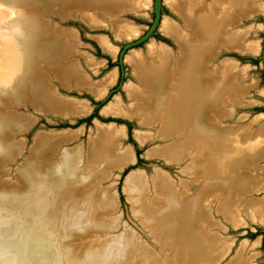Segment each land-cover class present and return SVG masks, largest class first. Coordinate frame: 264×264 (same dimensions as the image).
I'll return each mask as SVG.
<instances>
[{
  "label": "bare ground",
  "instance_id": "bare-ground-1",
  "mask_svg": "<svg viewBox=\"0 0 264 264\" xmlns=\"http://www.w3.org/2000/svg\"><path fill=\"white\" fill-rule=\"evenodd\" d=\"M255 1L213 0L206 5L205 0H167L173 10L181 12L190 31L184 33L168 20L163 24L162 30L181 47L177 68L172 70L173 58L165 47L151 45L149 57L134 52L129 59L141 87L127 88L135 105L126 108L117 99L104 109L117 116L140 118L143 125H158L161 139H173L163 147L152 149L151 156L171 162H181L189 154L199 158L185 171L194 172L200 182L184 183L183 194L162 171L152 199L142 175L131 172L127 176L136 213L158 235L168 255V264H215L225 256L227 248L217 244L219 236L206 231V227L214 224L210 205L216 199L218 212L235 224L241 221V209L264 219V200H244L247 195L264 191V169L255 170L264 159V127L249 132L246 128L217 124L218 119L232 114L226 104L236 103L246 93V87L244 73L235 72L236 63L224 59L221 73L216 75L218 68H212L210 62L217 57L221 46L241 52L258 51L257 44L246 43V31H230L239 17L264 10V5H256ZM148 4L149 0H0V17L5 12L12 15L2 22L6 27H0V33L5 36L0 41V173L4 164L14 160L23 149L11 138L32 123L30 116L8 112L10 104L19 106L30 98L33 104L55 115L85 112L79 101L53 92L46 82L49 71L68 90L73 86L86 87L98 96L106 93L115 78L113 75L102 84H90L77 64H62L59 56L71 52L64 39L75 41L76 32L58 25L54 35H49L42 13L56 11L54 15L62 21L67 15L80 14L98 25L113 12H134ZM112 28L118 37L133 38L138 34L127 22H114ZM121 135L122 130L113 125L98 128L90 142L85 167L81 146L64 151L59 161L49 162L57 154L60 142L72 139L69 132L37 137L36 149L18 169L17 181L0 182V264H15L21 256L28 257L30 245L35 241L51 247L65 224L64 213L69 214L66 220L70 224L78 223L80 216L85 215L86 226L79 225L80 231L68 232L61 243L65 248L59 254L62 259L56 260V264H67L66 260L70 264L102 261V253L95 249L96 236L112 229L107 215L117 208V201L111 193L93 186V182L105 180L113 170H123L135 161L130 147L117 150ZM147 137L148 134H139L140 141ZM66 194L77 200L83 197L88 205L73 203V199L71 202L64 198ZM129 242L122 241L113 262L130 264L125 252ZM232 263L242 264V261L237 259ZM137 264L162 263L145 250Z\"/></svg>",
  "mask_w": 264,
  "mask_h": 264
},
{
  "label": "rangeland",
  "instance_id": "rangeland-1",
  "mask_svg": "<svg viewBox=\"0 0 264 264\" xmlns=\"http://www.w3.org/2000/svg\"><path fill=\"white\" fill-rule=\"evenodd\" d=\"M210 1L212 0H207V2ZM255 2L257 5L264 4V0H257ZM51 12L42 13L41 15L45 24H47L49 35L53 36L54 31L59 25L60 28L64 29H76L80 41L78 44V42L69 40L68 38L64 39L72 51L65 53L61 57L59 56L62 64H77L82 71L89 75L91 82H103L113 75L115 76V82L108 88L103 97L97 98L83 88L70 87L68 90L62 86L58 77L51 71H49V77L45 75L47 76V85L52 87L53 92L57 93V96L80 101V106L84 109H89V112L84 115L82 113H68L66 116L56 113L55 115L53 112H47L44 107L33 104L30 98H27L19 106L10 104V107L8 106L7 108L8 112H12L15 115L30 116L32 123L23 132H16L11 138L14 143L20 145L23 149L14 160L4 164V169L0 173V182L8 181L14 183L17 181L18 169L23 167L31 157L33 150L36 149L37 137L42 134L60 136L69 132L71 136L73 135L72 139L70 138L71 140L67 139L60 142L57 154L53 158L51 157L49 162L59 161L64 151L81 146L85 167L90 142L96 137L98 128H103L104 125L113 123L117 127L116 129L122 130L117 150L123 151L130 147L135 161L123 170H113L109 178L93 182V186H99L100 191L109 192L116 198L117 208L107 215L108 223H112L113 225L112 229L98 233L96 236L98 244H96L95 249L100 254L102 253L103 259L100 262L91 261V263L117 264L116 261H112L113 256L119 251L117 248L119 246L122 247V241H130L125 250L126 259L130 261V264H137L145 250L151 251L158 262L168 264V255L163 250L158 235L153 231L154 229L152 230L151 227H147L136 213L129 194L130 186L127 184V176L131 172H138L139 175H142L149 187V198L152 199L155 195L153 194L155 182L158 174L162 171L169 175L176 189L183 194L185 191L184 183L194 182L197 184L200 182L199 177L194 172L185 171L192 162L199 158L189 154L181 162H171L165 158L151 156L149 152L152 149L163 147L171 143L173 139H161L159 137L160 128L158 125H143L140 118L129 119L122 116H114L104 113V109L117 99H120L126 108H132L135 105V100L129 97L127 88L130 85L139 86L134 66L129 59L133 56L134 52L142 53V55L149 57V45L156 42L158 44H166L175 54H178L179 48L177 44L162 30L167 18L179 24L184 30H187V28L183 25L181 17L167 4V0H149L148 6L142 10L128 13L123 12L125 14L121 13L117 15L111 13L107 16L109 18L113 17L112 21L114 19H125L140 27L137 36L130 40L126 37L119 39L116 37L111 28V20L110 22L103 21L100 23L104 28L93 29L84 21L81 15H76L75 17L69 16L66 20L62 21L54 15L56 11ZM158 12L160 15H158ZM11 17V13L5 12L0 17V27H6L2 22L9 20ZM234 29L246 31L247 43L253 44V42H256L258 44V52L227 51L222 48L221 53L219 52L214 59L213 65L216 67H220L224 59L237 61L236 73H244L243 83L246 87V93L242 97H239L236 103L230 101L226 104L227 110H232V114L218 119L217 124L225 128L240 127L242 129L246 128L249 132L259 131L264 127V12H259L247 19H243ZM100 36L108 38V41L116 49L114 53H109L103 48L97 38ZM4 38L5 36L0 33V41ZM87 55L92 56L96 61L102 62V64L98 65L96 69L89 67L86 62ZM253 60H256L257 63H253ZM96 110H98V114L102 119L95 117L91 121H86L91 114L94 115ZM126 123L130 124L131 128ZM141 133L148 134L145 141H140L139 134ZM262 169H264V159L260 160L255 167V170ZM64 198L71 199V202L74 200L73 203L84 206L88 205L86 199L83 197L78 198L79 200L75 198V200L74 197L66 194ZM255 199L263 201L264 191L247 195V199L244 200ZM212 202L210 213L214 224L208 228L206 227V231L209 234L218 235L217 244L221 243V245H225L227 248L225 256L216 261L215 264H233V260L237 259H241L242 264H264V219L259 214L257 216L248 215L241 209L239 215L241 221L235 224L228 221L218 212V199ZM50 203L52 206V202ZM50 211L49 214L52 215L53 212ZM62 215L67 218L69 214L64 213ZM70 217L75 218L73 213H70ZM66 218H64L65 224L51 242V247L35 241L30 245L31 251L28 257L21 256L22 258L15 264H56V260L61 261L62 258L59 254H62L63 250H65L61 243L68 232L73 230L80 231L86 226V222H84L86 219L85 215H81L80 218L82 219H79V222L75 224H70ZM72 218L70 220H73ZM79 225L82 226L80 230L78 229ZM66 261L67 264H70L68 260ZM83 264H85V261Z\"/></svg>",
  "mask_w": 264,
  "mask_h": 264
},
{
  "label": "flooded vegetation",
  "instance_id": "flooded-vegetation-1",
  "mask_svg": "<svg viewBox=\"0 0 264 264\" xmlns=\"http://www.w3.org/2000/svg\"><path fill=\"white\" fill-rule=\"evenodd\" d=\"M213 1V0H212ZM212 1H210V2H207V0H205V2H206V5H210L211 3H212ZM257 5V4H256ZM260 5H264V4H260ZM144 9V8H143ZM174 11L180 16V13L181 12H178V10L177 9H174ZM123 12H125V13H128V12H133V11H127V10H121V11H118V12H113L112 14H115V15H117V14H121V13H123ZM259 12H264V10L263 11H259ZM259 12H253V13H251L250 15H248V16H241V17H239L238 18V20L233 24V26H231L230 27V31L231 32H238V31H240V30H235L234 28L236 27V26H238L241 22H242V20L243 19H246V18H249V16L251 17L253 14H256V13H259ZM125 13H123V14H125ZM78 15V14H77ZM80 15V14H79ZM68 17L69 16H72V17H75L76 16V14H70V15H67ZM82 16V15H81ZM181 17V16H180ZM82 18L84 19V21H86L87 23H88V25L91 27V28H93V29H98V28H104L100 23L98 24V25H94V24H91L90 22H88L83 16H82ZM113 18V17H112ZM112 18H109V17H106V18H104V19H102V21H108V22H110V20H111V28H112V24L114 23V22H118V21H121V22H127V23H130V24H132L135 28H136V32L138 33V29L140 28L139 26H136L135 24H133L131 21H128V20H125V19H114L113 21H112ZM109 19V20H108ZM166 20H168V21H170V22H172V23H174L182 32H184V33H189L190 31H189V29H188V27H187V25L184 23L185 21L181 18V20H182V23H183V25L185 26V28H187V30H184L179 24H177V23H175L174 21H172L170 18H167ZM61 29H63V30H71V29H64V28H61ZM73 29V28H72ZM75 32H76V39H75V42H78V44L80 43V41H79V37H78V32L76 31V29H73ZM112 30H113V28H112ZM113 32L115 33V31L113 30ZM164 32V31H163ZM165 33V32H164ZM166 34V33H165ZM116 35V34H115ZM168 35V34H167ZM137 36V35H136ZM136 36H134V38L136 37ZM168 36H170V35H168ZM116 37L119 39V38H121V37H123V36H121V37H118L117 35H116ZM125 37V36H124ZM174 41H175V43L177 44V46H178V48H179V51H178V54H175L174 53V51L169 47V46H167L166 44H164V43H161V44H156V42H153L152 44H150L149 45V47L151 46V45H154V46H160V47H165V49H167V50H169L170 51V53H171V55H172V58H173V65H172V70L174 71L175 70V68H177V64H178V61H179V59H180V55H181V47L179 46V44H178V42L172 37V36H170ZM98 38V40L101 42V44H102V46H103V48L107 51V52H111V53H114L115 51H116V49H115V47H113V45L108 41V38L107 37H102V36H100V37H97ZM127 38V37H126ZM127 39H133V38H127ZM246 43H247V41H246ZM253 44H257L256 42L254 43L253 42ZM109 46L110 47V49H108L106 46ZM258 45V44H257ZM68 47V46H67ZM70 47V46H69ZM221 49L223 48V50L224 49H230V48H227V47H225V46H221L220 47ZM70 49H71V47H70ZM172 50V51H171ZM233 51H239V50H237V49H232ZM72 51V50H71ZM241 52V51H240ZM258 52V51H257ZM257 52H255V53H257ZM142 54V53H141ZM85 55V54H84ZM145 56V55H144ZM146 57H148V56H146ZM215 59V58H214ZM214 59H212L210 62H211V67L212 68H215V69H217V74L216 75H219V73H221V70H222V64H221V66L220 67H216V66H214L213 65V61H214ZM229 61L230 62H234V63H236V65H238V62L237 61H235V60H230L229 59ZM86 62H87V64H88V66L89 67H91V68H95L96 69V67H98V65H101L102 64V62H98V61H96L92 56H90V55H87V60H86ZM91 64V65H90ZM112 66H114L113 64H111ZM81 70V69H80ZM82 71V70H81ZM237 71V70H236ZM235 71V72H236ZM83 73H84V75L88 78V80H89V82H90V84H102V83H104L105 81H103V82H99V83H95V82H91L90 80V77H89V75H87L84 71H82ZM138 80V79H137ZM114 82H115V78H114V81H113V83L112 84H114ZM138 83H139V86H140V82H139V80H138ZM112 84H110L108 87H107V89H106V92H107V90H108V88L110 87V86H112ZM73 87H77V88H83V89H85V90H88L91 94H93V95H95L97 98H101V97H103L104 95H102V96H98V95H96V94H94L93 92H91L90 91V89L89 88H86V87H78V86H73ZM80 102V101H79ZM89 112V109H85V112L84 113H82V115H84V114H87ZM231 112H232V110H231ZM104 113H106V111L104 110ZM107 114H111V113H107ZM112 115H114V114H112ZM114 116H117V115H114ZM118 116H120V115H118ZM90 117H92L91 118V120L93 119V118H95V117H99V118H101L100 117V115L98 114V110H96L95 112H94V115L93 114H91V116ZM89 117V118H90ZM122 117H124V116H122ZM88 118V119H89ZM126 118H128V117H126ZM87 119V120H88ZM102 119V118H101ZM129 119H132V118H129ZM86 120V121H87ZM90 120V121H91ZM108 121V120H107ZM127 124V123H126ZM109 125H113L115 128H117L113 123L112 124H109ZM128 125V124H127ZM104 126H107V125H104ZM103 126V127H104ZM129 126V125H128ZM129 128H130V126H129Z\"/></svg>",
  "mask_w": 264,
  "mask_h": 264
},
{
  "label": "water",
  "instance_id": "water-1",
  "mask_svg": "<svg viewBox=\"0 0 264 264\" xmlns=\"http://www.w3.org/2000/svg\"><path fill=\"white\" fill-rule=\"evenodd\" d=\"M158 7H159V5H158ZM158 15H160L159 12H158ZM225 50H227V51H233L232 49H225ZM220 53H221V51H220ZM263 60H264V53H263Z\"/></svg>",
  "mask_w": 264,
  "mask_h": 264
},
{
  "label": "trees",
  "instance_id": "trees-1",
  "mask_svg": "<svg viewBox=\"0 0 264 264\" xmlns=\"http://www.w3.org/2000/svg\"><path fill=\"white\" fill-rule=\"evenodd\" d=\"M253 63H257L256 60H253ZM92 117H90L87 121H90ZM130 126V124H128ZM131 128V127H130ZM141 161V160H140Z\"/></svg>",
  "mask_w": 264,
  "mask_h": 264
}]
</instances>
